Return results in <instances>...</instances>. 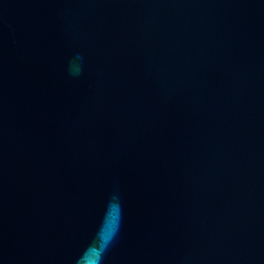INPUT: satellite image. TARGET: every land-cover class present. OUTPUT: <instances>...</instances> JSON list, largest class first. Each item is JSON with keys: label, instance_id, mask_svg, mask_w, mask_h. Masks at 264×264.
I'll return each mask as SVG.
<instances>
[{"label": "water", "instance_id": "water-1", "mask_svg": "<svg viewBox=\"0 0 264 264\" xmlns=\"http://www.w3.org/2000/svg\"><path fill=\"white\" fill-rule=\"evenodd\" d=\"M0 264H264V0H0Z\"/></svg>", "mask_w": 264, "mask_h": 264}]
</instances>
